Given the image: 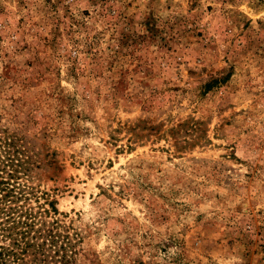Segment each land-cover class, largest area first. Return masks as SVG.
Here are the masks:
<instances>
[{
	"label": "rangeland",
	"instance_id": "374dc122",
	"mask_svg": "<svg viewBox=\"0 0 264 264\" xmlns=\"http://www.w3.org/2000/svg\"><path fill=\"white\" fill-rule=\"evenodd\" d=\"M11 172L56 264H264V0H0Z\"/></svg>",
	"mask_w": 264,
	"mask_h": 264
},
{
	"label": "trees",
	"instance_id": "16d2710c",
	"mask_svg": "<svg viewBox=\"0 0 264 264\" xmlns=\"http://www.w3.org/2000/svg\"><path fill=\"white\" fill-rule=\"evenodd\" d=\"M12 166V164H9ZM16 171V169H13ZM13 173L8 174V178L0 177V191H3L0 196V214L5 215V218L0 220V238H10L11 243L9 244H0V264H56V261H53L48 258V255L45 251V241H37L39 236L27 237L26 234L30 233L33 230V222L28 221L32 216L31 212L27 210L23 211L20 208L14 209L13 212L18 211L17 217L10 216V205L5 207V202H12L14 199L18 200V196L15 195V187L11 180L13 179ZM15 177V176H14ZM16 178V177H15ZM16 194H21L20 189L16 191ZM14 197L13 199H9ZM3 204V205H2ZM53 211H56L55 202L49 203ZM19 209V210H18ZM23 216V219H21ZM35 232H40V229H34ZM41 234V233H40ZM50 235V234H49ZM52 237V235H50ZM45 238V237H43ZM68 243V242H66ZM67 245V244H66ZM31 249V257H27L28 250ZM66 249H69L63 246V254L59 256V262L63 264H71L73 261L72 250L70 254ZM52 258V257H51Z\"/></svg>",
	"mask_w": 264,
	"mask_h": 264
}]
</instances>
